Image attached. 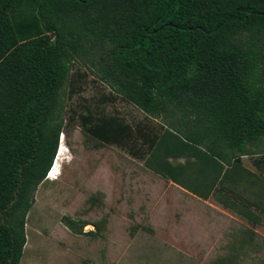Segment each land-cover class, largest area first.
<instances>
[{
	"label": "trees",
	"instance_id": "16d2710c",
	"mask_svg": "<svg viewBox=\"0 0 264 264\" xmlns=\"http://www.w3.org/2000/svg\"><path fill=\"white\" fill-rule=\"evenodd\" d=\"M22 1L0 0V264L21 258L25 216L61 133L57 93L82 37L108 45L117 96L175 119L151 133L116 116L80 117L97 145L123 148L181 187L182 168L168 159L216 178L264 139V0H37L18 23L11 10ZM63 221L75 235H95Z\"/></svg>",
	"mask_w": 264,
	"mask_h": 264
},
{
	"label": "rangeland",
	"instance_id": "374dc122",
	"mask_svg": "<svg viewBox=\"0 0 264 264\" xmlns=\"http://www.w3.org/2000/svg\"><path fill=\"white\" fill-rule=\"evenodd\" d=\"M36 1L14 5L11 18L28 21ZM78 43L52 115L61 126L56 151L64 159L33 193L18 264H264V246L250 251L247 238L239 237L249 225L245 202L226 200L230 195L216 189L208 170L168 159L182 168L180 187L125 149L99 146L83 134L80 117L86 115L116 116L151 133L175 119L151 117L117 96L106 71L108 45L83 37ZM65 217L95 235L71 233Z\"/></svg>",
	"mask_w": 264,
	"mask_h": 264
},
{
	"label": "crops",
	"instance_id": "0c3cea01",
	"mask_svg": "<svg viewBox=\"0 0 264 264\" xmlns=\"http://www.w3.org/2000/svg\"><path fill=\"white\" fill-rule=\"evenodd\" d=\"M63 159L64 157H60L58 161ZM57 162L54 169L58 168ZM227 170L229 173L226 176ZM49 178L54 177L52 175L47 179ZM216 181V189L223 196L230 195L229 199L225 197L226 200L245 202L249 225L244 229L246 235L239 237L247 238L248 250L264 246V139L248 144L238 163L232 166L224 165ZM229 185L232 188H229Z\"/></svg>",
	"mask_w": 264,
	"mask_h": 264
},
{
	"label": "bare ground",
	"instance_id": "6f19581e",
	"mask_svg": "<svg viewBox=\"0 0 264 264\" xmlns=\"http://www.w3.org/2000/svg\"><path fill=\"white\" fill-rule=\"evenodd\" d=\"M61 155H62V154L57 150V154H56V157H55V159H54L55 161H53V163H52V167H51L49 173L46 175V178H48L49 176L51 177V176L54 175L55 172L57 171V169H54V166L56 165V162L58 161V159H60ZM59 161H60V160H59Z\"/></svg>",
	"mask_w": 264,
	"mask_h": 264
},
{
	"label": "clouds",
	"instance_id": "9594fccd",
	"mask_svg": "<svg viewBox=\"0 0 264 264\" xmlns=\"http://www.w3.org/2000/svg\"><path fill=\"white\" fill-rule=\"evenodd\" d=\"M56 152H57V151H56ZM51 167H52V164H51V166H50V168H49L48 172L46 173V175L49 173V171H50Z\"/></svg>",
	"mask_w": 264,
	"mask_h": 264
}]
</instances>
